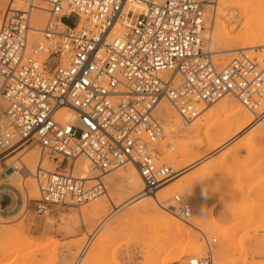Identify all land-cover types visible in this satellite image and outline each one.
<instances>
[{"label":"built area","instance_id":"obj_1","mask_svg":"<svg viewBox=\"0 0 264 264\" xmlns=\"http://www.w3.org/2000/svg\"><path fill=\"white\" fill-rule=\"evenodd\" d=\"M17 1L23 7L9 6L0 26L7 120L0 151L33 144L58 164L54 171L37 169L38 214L90 205L106 195L104 178L115 170L136 169L145 193L171 182L179 172L157 147L164 137L155 113L162 100L184 121L228 96L257 119L264 115V49L236 51L217 67L203 37L212 0ZM38 2L49 6L50 19L31 45ZM66 111L74 112L72 120H60ZM80 157L89 161L92 178L75 173ZM173 201L169 211L188 221L192 208L181 195ZM207 247L206 256L189 264H213Z\"/></svg>","mask_w":264,"mask_h":264},{"label":"rangeland","instance_id":"obj_2","mask_svg":"<svg viewBox=\"0 0 264 264\" xmlns=\"http://www.w3.org/2000/svg\"><path fill=\"white\" fill-rule=\"evenodd\" d=\"M10 1L0 0V26ZM231 4L229 7L237 11L223 19L230 22L226 29L227 37L236 35L239 29L254 28L256 22L264 23V0H234ZM206 9V19H211L214 8L207 5ZM217 31L215 29L212 51L215 52L220 45L236 48V51L251 50L240 49L244 45L236 41L228 42L221 38L219 41ZM252 46L262 51L264 38L259 37ZM234 53H212L213 61L217 67H223ZM224 100L202 106L199 117L192 121L201 122L196 127L184 123L176 111L181 125L197 128L200 132L189 136L167 134L170 140L166 144L163 142L166 135L164 129V137L157 144L164 162L169 151L182 148L186 143L200 153L208 147L205 142L209 138L219 139L209 132V124L227 117L228 112L222 110ZM238 102L235 105L242 108ZM155 113L163 124L158 112ZM252 118L254 122L226 145L208 155L199 156L200 161L187 172L183 188L171 192V202L164 205L166 210L154 204L145 208L139 203L120 206V198L116 194L119 191L110 189L107 178L109 175L122 178L126 172L120 169L104 178L116 207L108 202L96 213L98 202L102 199L107 201L104 196L90 205L78 208L53 206L46 214H38L40 194L33 198L27 196L26 181H30L31 176L26 169L18 171L14 168V165L21 168L20 158L29 152L33 144L7 155L1 153L0 264H76L83 252L86 255L80 264H189L191 259L207 255V243L212 250L213 264H264V127L258 125L261 119L255 121L254 115ZM203 120L205 122L202 123ZM37 149L41 154L40 147ZM44 159L49 168H57L58 164L48 156ZM183 166L181 164L176 169ZM14 172H20L21 184L8 178ZM33 179L37 182L36 177ZM175 195H181L183 204L194 211L187 222L180 219L186 224L189 234L178 239L170 230L173 215L167 213L172 209L170 205L174 203ZM189 223L198 224V228ZM92 236L95 242L89 243Z\"/></svg>","mask_w":264,"mask_h":264},{"label":"bare ground","instance_id":"obj_3","mask_svg":"<svg viewBox=\"0 0 264 264\" xmlns=\"http://www.w3.org/2000/svg\"><path fill=\"white\" fill-rule=\"evenodd\" d=\"M232 1L234 0H212L209 2L208 7L214 8V13L211 14V17H210L211 19L209 18L206 19V25H205L206 29L203 33V37L204 39H206V41H208V43L210 44L212 43L211 45V48H212L215 42L214 32H215V29H217L218 30L217 36L219 37V41H220V38L228 42L236 41L244 45L240 49H248V48L252 49V47H254L252 45H254L257 42L259 37L264 38V23L256 22L257 24H255L254 28L247 27L244 30L242 29V31H240L241 29H239L236 35H233L232 37H227L226 29H227V26H230L229 25L230 22L226 20L224 21L223 19H227L229 14L231 13L233 14L234 12L236 13L237 9L231 7L233 5L231 4ZM9 3H10L9 5L13 9L19 10L21 8V2L17 0H11ZM230 4L231 6L229 7ZM227 8H230V9H228L227 11L226 10ZM48 10H49V6L43 2H38L37 7L32 10V16H31V22H30V27L32 28V31H33V32H30V37H31L30 44L31 45L34 43V37L39 34L40 30L44 29L45 25L50 19ZM231 22H233V20ZM235 25H237V23ZM231 26L233 25L231 24ZM228 30L229 32L231 31V29H228ZM235 51H236V48L235 49L227 48V47H224L223 45H220L219 49L215 50V52L217 53H226L228 55L233 54ZM211 52L215 53L212 50ZM236 101L237 100H235L234 98H231L230 96L225 97V100H224L225 104L223 105L222 110L228 112L227 117L225 119H218L217 121H215V122H218V124H216L215 122L209 124V132H213L216 137H219V139L209 138L207 141L205 140L206 142L202 140L203 142H205V144L208 147L207 148L204 147L205 149L201 150L200 153L195 152L193 150V147L189 145L190 143L189 144L186 143L182 148L171 150L166 154L165 162L169 163L174 169H176V167L180 166L181 164H184V166L182 169H176L179 173L171 182H169L164 187L158 189L157 191H154L152 194L144 192V185H143L142 179L136 169H130L126 171L123 170L124 172H126V174H124L122 178L117 177V176H110V175L107 176L108 175L107 174L106 176L109 180L110 189L112 191L113 190L119 191L116 194H118V197L120 198V202H121L120 206L122 204L123 205L125 204L124 207L125 206L127 207V206H130L132 203H136V204L139 203V206H141L142 208H145V207L150 206L151 204H154L157 207L160 206L163 209H165L164 205H167L168 203L171 202L169 200V196L171 192H173L174 190H180L181 188H183L182 183L184 180L187 179V172L193 165H195L196 163L200 161L198 160L200 155L202 154L206 155L209 152L220 149V147H222L223 145H226L228 141H230V139L242 133L244 129L249 127L254 122L252 118V115L254 114L253 113L251 114L247 109H245L238 102L242 107V108H239V106L235 105ZM3 104L4 103L0 102V131L4 130L7 126V120L4 114L5 107ZM156 112H158V116L163 120V124H164L163 128L165 129V134H166L163 142H165L166 144H169V140H170L167 134L169 135L170 133H172V134H178L180 136H189L193 132H200V130L197 128H191V126L188 128L186 126L181 125L179 117L176 114V109L173 106H171L170 102L162 100L156 107ZM74 116L75 114L73 111H66L63 114V116L60 118V120L70 121L74 118ZM254 117H255V121H258L261 119L259 118L257 120V117L255 115ZM214 120L215 119H213V121ZM192 121H184V123L192 124V126L194 127L201 125L200 124L201 122L193 123ZM211 121L209 120V122ZM203 122H205V120H203L202 123ZM258 125H263L264 127V117L261 119ZM197 143H200V142H197ZM37 147H38L37 145L30 146V150H28L29 152H27L23 158H20L19 162L22 165L21 168H18L13 163L14 168L18 169V171L19 170L22 171V169H26L28 176L29 175L31 176V180L29 178L30 181H26L27 182L26 189H28L27 190L28 198L38 197L40 194L38 183L33 179V177H35L36 175L37 169L41 166V169H43L46 172L54 171V169L49 168V166L45 164V161H46L44 159L45 156L43 157L41 154H39ZM1 153L2 152L0 151V154ZM68 169H72V166L69 165L67 167V170ZM74 171L77 175L81 176L83 179H89L93 177V172L91 170L90 163L84 157H80L75 161ZM19 173L20 172H14L13 174L9 175L8 178H11L12 180L19 183L22 180ZM23 184L25 186V183ZM18 187H21V185ZM104 196L107 198V201L105 199H102V197ZM191 196L192 195L190 194V197ZM102 197L96 200L98 202L100 199H102L100 202H98V205L95 210L96 213H98L99 210H101L103 206L108 202L111 203L114 207H116L115 202L113 201V197L112 195L109 194L108 191L106 195H103ZM174 205H175L174 203H171L170 206H174ZM167 213L170 215H173L171 219L170 230L176 236L177 239L182 238L185 235L189 234L186 224L181 222L182 219L180 220V218L171 211H167ZM176 217H178L179 219ZM189 224L194 228H198V224H192V223H189ZM94 239H95L94 236L90 237L89 243L91 241L95 242ZM85 255H86V252L81 255L79 259L80 263L84 261Z\"/></svg>","mask_w":264,"mask_h":264}]
</instances>
